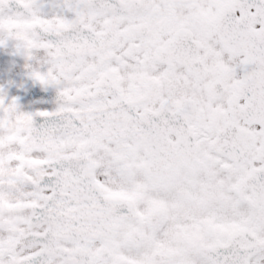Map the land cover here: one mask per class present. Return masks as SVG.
I'll return each instance as SVG.
<instances>
[{
  "label": "snow or ice",
  "instance_id": "snow-or-ice-1",
  "mask_svg": "<svg viewBox=\"0 0 264 264\" xmlns=\"http://www.w3.org/2000/svg\"><path fill=\"white\" fill-rule=\"evenodd\" d=\"M10 44L56 107L0 86V264H264V0H0Z\"/></svg>",
  "mask_w": 264,
  "mask_h": 264
},
{
  "label": "flooded vegetation",
  "instance_id": "flooded-vegetation-1",
  "mask_svg": "<svg viewBox=\"0 0 264 264\" xmlns=\"http://www.w3.org/2000/svg\"><path fill=\"white\" fill-rule=\"evenodd\" d=\"M11 53V44L8 49H0V86H7L9 79L14 81L13 86H7L8 95L17 97L22 111H53L56 107V90L50 86L45 88L33 83L24 74L23 59ZM36 120L37 123L41 122L40 118Z\"/></svg>",
  "mask_w": 264,
  "mask_h": 264
}]
</instances>
